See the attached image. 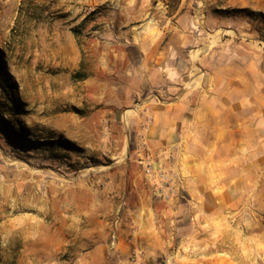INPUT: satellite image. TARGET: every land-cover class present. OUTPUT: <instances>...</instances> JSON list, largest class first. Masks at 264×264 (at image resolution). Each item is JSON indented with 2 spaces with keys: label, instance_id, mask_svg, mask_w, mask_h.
I'll return each instance as SVG.
<instances>
[{
  "label": "rangeland",
  "instance_id": "obj_1",
  "mask_svg": "<svg viewBox=\"0 0 264 264\" xmlns=\"http://www.w3.org/2000/svg\"><path fill=\"white\" fill-rule=\"evenodd\" d=\"M94 1L0 0V264H175L160 247L153 259L144 243L132 248L144 241L151 190L173 196L160 173L169 172L146 160L147 101L123 106L104 95L111 80L90 50L100 28ZM222 14L264 26L262 12ZM222 26L234 36L231 22ZM241 199L227 224L199 213L192 228L186 213L170 253L227 264L231 250L233 264H264V196Z\"/></svg>",
  "mask_w": 264,
  "mask_h": 264
},
{
  "label": "crops",
  "instance_id": "obj_2",
  "mask_svg": "<svg viewBox=\"0 0 264 264\" xmlns=\"http://www.w3.org/2000/svg\"><path fill=\"white\" fill-rule=\"evenodd\" d=\"M90 5L98 9L100 22L90 50H97L98 68L111 80L103 84L104 95L123 106L137 98L147 101L141 113L152 119L144 134L146 160L169 172L166 194L173 198L151 190L144 241L135 239L132 248L144 243L146 258L153 259L160 247L175 264H185L170 248L186 213L192 228L199 213L227 224L225 214L241 213L246 204L241 198L264 196L259 189L264 26L222 14L230 8L264 13V0H95ZM226 22L234 25V36L222 28ZM155 213L170 228L167 239L155 217L151 220ZM224 255L233 264L231 250Z\"/></svg>",
  "mask_w": 264,
  "mask_h": 264
},
{
  "label": "built area",
  "instance_id": "obj_3",
  "mask_svg": "<svg viewBox=\"0 0 264 264\" xmlns=\"http://www.w3.org/2000/svg\"><path fill=\"white\" fill-rule=\"evenodd\" d=\"M151 118H149V122H151ZM160 173H161V175H162V178H163V180L167 183L168 182V176L165 174V172H163V171H160ZM113 238H114V240L115 239H117V229H115V231H114V234H113Z\"/></svg>",
  "mask_w": 264,
  "mask_h": 264
},
{
  "label": "trees",
  "instance_id": "obj_4",
  "mask_svg": "<svg viewBox=\"0 0 264 264\" xmlns=\"http://www.w3.org/2000/svg\"><path fill=\"white\" fill-rule=\"evenodd\" d=\"M74 33H76V29H73Z\"/></svg>",
  "mask_w": 264,
  "mask_h": 264
},
{
  "label": "bare ground",
  "instance_id": "obj_5",
  "mask_svg": "<svg viewBox=\"0 0 264 264\" xmlns=\"http://www.w3.org/2000/svg\"><path fill=\"white\" fill-rule=\"evenodd\" d=\"M251 93V92H250ZM237 100V99H236ZM203 162V161H202ZM209 162V161H208ZM236 164V163H235ZM250 165V164H249ZM203 170V169H202ZM246 182V181H245Z\"/></svg>",
  "mask_w": 264,
  "mask_h": 264
}]
</instances>
